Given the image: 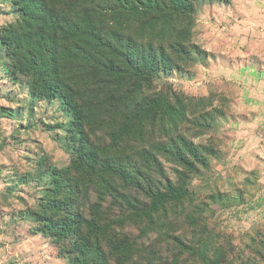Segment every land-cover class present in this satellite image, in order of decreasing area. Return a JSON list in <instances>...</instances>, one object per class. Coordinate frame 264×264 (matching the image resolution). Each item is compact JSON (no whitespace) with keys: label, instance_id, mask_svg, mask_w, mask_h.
I'll use <instances>...</instances> for the list:
<instances>
[{"label":"trees","instance_id":"1","mask_svg":"<svg viewBox=\"0 0 264 264\" xmlns=\"http://www.w3.org/2000/svg\"><path fill=\"white\" fill-rule=\"evenodd\" d=\"M4 1L16 17L0 28L4 73L34 100H58L70 118L64 128L69 164L56 169L40 160L19 179L43 185L35 210L24 213L31 231L50 239L67 264H135L136 245L120 232L125 227L137 228L141 237L160 232L168 211L182 212L186 205L184 219L194 226L202 208L194 205L188 184L209 168L215 151L188 141L178 126L190 123L204 134L212 112L196 114L202 100L160 93L139 101L136 95L161 70L178 69L176 60L186 65L198 54L189 44L197 0ZM109 118V141L100 146L90 130ZM148 132L161 137L153 152H137L134 161L119 149L128 138L147 140ZM155 154L176 167V183L156 169ZM171 240L177 252L163 264H179L184 254L220 264L207 259L205 242L196 250Z\"/></svg>","mask_w":264,"mask_h":264},{"label":"rangeland","instance_id":"2","mask_svg":"<svg viewBox=\"0 0 264 264\" xmlns=\"http://www.w3.org/2000/svg\"><path fill=\"white\" fill-rule=\"evenodd\" d=\"M258 3L264 4V0H229L227 4L197 0L189 44L196 47L198 54L194 53L192 63L186 65L176 60L178 69L161 70L152 84L136 95L139 101L160 93L188 103L202 100L195 112H212L210 128L199 134L195 126L185 123L178 126V134L195 145H210L215 157L209 158V168L200 169V174L188 184L194 205L202 208L198 217L195 214L194 226L184 219L189 211L186 205L185 211H168L162 218L160 232L141 237L133 226L120 231L136 245L132 260L135 264L169 263L177 252L171 237L196 250L199 243L205 242L209 246L207 259L216 257L220 264H264V161L241 158L252 152L245 154L242 137L238 138L227 123L244 116L232 104L235 97H225L229 89L236 94V55L249 51V45L257 40L253 37L255 31L263 27L264 15L257 12ZM15 20L11 6L0 0V28ZM197 56L201 58L195 63ZM227 59L234 62L229 65L228 74L224 65ZM225 77L231 81L225 82ZM227 84L233 86L227 89ZM69 119L58 100H34L24 86L12 82L0 59V264H67L50 239L31 231L34 224L24 214L35 210L43 185L22 183L19 179L32 173L40 160H44L46 167L56 169L69 164L64 146V128ZM188 119H192L191 114ZM109 121L110 118L101 124L102 128L90 130V138L100 146L109 141L104 127ZM146 138L143 142L128 138L119 149L137 161V152H153L151 148L161 140L151 132L146 133ZM230 138L233 147L227 149ZM155 156L159 163L156 169H163L165 178L176 183V167L168 159ZM117 185L120 188L119 181ZM109 202L108 198L105 205ZM87 204L84 202V207ZM179 264L205 263L198 255L184 254Z\"/></svg>","mask_w":264,"mask_h":264},{"label":"crops","instance_id":"3","mask_svg":"<svg viewBox=\"0 0 264 264\" xmlns=\"http://www.w3.org/2000/svg\"><path fill=\"white\" fill-rule=\"evenodd\" d=\"M255 5L254 3L253 7ZM257 5L260 7L257 12L260 11V14L264 15V4L258 3ZM253 37L257 40H252L254 43L249 45L250 47L247 49L249 51L246 54L243 52L241 55H236V60L239 63L238 71L235 72V79H233L236 83L234 85L236 94L232 93L233 89H229L233 86L230 84H227L229 90L225 94L226 98L235 97L232 104H234L236 111L244 117L242 119L236 118V121L230 120L227 127L236 131L238 138L242 137L245 154L250 151L253 153L244 157L240 156L241 158L247 157L253 161L255 159L264 161V20L263 27L257 29ZM233 63L229 59L224 61L226 74L231 71L229 65L231 66ZM224 81L231 80L225 77ZM231 141V138L230 141L227 140V149L233 147ZM232 151L233 154L239 156L233 149Z\"/></svg>","mask_w":264,"mask_h":264}]
</instances>
